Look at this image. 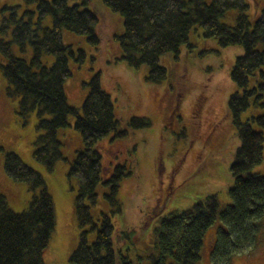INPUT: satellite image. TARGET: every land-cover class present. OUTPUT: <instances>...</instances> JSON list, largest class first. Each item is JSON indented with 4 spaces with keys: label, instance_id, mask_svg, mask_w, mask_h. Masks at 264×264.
<instances>
[{
    "label": "trees",
    "instance_id": "trees-1",
    "mask_svg": "<svg viewBox=\"0 0 264 264\" xmlns=\"http://www.w3.org/2000/svg\"><path fill=\"white\" fill-rule=\"evenodd\" d=\"M23 1L32 8L20 11L19 4L1 8L0 70L7 80L6 94L19 98L17 113L23 122L30 112L36 111L32 150L35 161L51 171L57 161L66 159L62 146L69 138L65 135L62 142L59 130L70 126V117L73 128L81 136L82 146L75 151L67 172L69 183L72 178L77 181L73 208L80 229L69 261L73 264H197L205 235L217 217L225 228L212 240L211 264L226 263L234 253L250 247L264 215V174L253 171L262 159L263 132L254 129L252 123L264 129V115L250 116L246 121L240 115L251 104L264 106V8L251 21L245 0H102L122 19V30L112 37L117 44L115 62L133 69L145 65L147 82L159 83L166 78L167 69L159 63V57L165 53L176 57L181 45L191 47L189 34L195 25L201 28L203 37L215 38L220 47L242 48L230 70L236 89L227 101L240 140L230 165L231 203L221 207L216 194H209L182 211H170L160 217L151 245L140 253L135 247L140 227H122L113 220V215L120 211L116 195L120 182L132 171L127 161L115 160L103 177L105 167L98 145L110 134V139L125 138L128 128H147L151 121L145 116H131L121 127L114 100L102 87L99 71L86 82L88 91L80 107L67 101L69 86H65V81L73 74L70 60L81 62L85 51L81 48L75 51L71 44L65 43L63 32L82 35L92 47L100 44L98 17L88 8L91 0ZM230 9L237 12L232 25L221 21ZM13 45L21 53L30 46V57L16 55ZM45 54L54 57L50 65L43 61ZM3 167L12 180L26 182L32 194L27 208L15 212L0 193V264H45L43 252L56 222L53 196L43 176L15 152H4ZM100 184L106 187L103 195L112 209L109 214L101 212L94 219L91 205L97 202ZM154 207L147 212L149 218L164 209ZM90 232L95 234L92 241L88 240ZM129 252L136 255L137 263L129 257Z\"/></svg>",
    "mask_w": 264,
    "mask_h": 264
},
{
    "label": "rangeland",
    "instance_id": "rangeland-1",
    "mask_svg": "<svg viewBox=\"0 0 264 264\" xmlns=\"http://www.w3.org/2000/svg\"><path fill=\"white\" fill-rule=\"evenodd\" d=\"M245 1L249 4L247 13L252 21L264 8V0ZM74 2L79 0H69V3ZM16 4L20 5V11L32 8L23 0H0V17L3 5ZM88 8L98 17L96 29L101 38L100 44L92 47L82 35L64 30V42L71 44L75 51L79 48L85 51L81 62L73 58L70 60L73 74L65 81V86H69L67 101L80 107L88 91L86 82L99 71L102 87L114 100L121 127L131 116H145L151 121L147 128H128L125 138L110 139V134L98 145L105 167L103 177L109 173L115 160L121 163L127 161L132 171L120 182L116 194L120 211L113 215V220L122 227H140L135 247L142 253L151 245L154 227L160 217L170 211H182L209 194H216L221 207L231 203L229 188L233 177L230 165L240 140L227 101L236 89L230 79V70L242 48L239 45L220 47L215 38L203 37L201 28L195 25L189 34L191 47L187 49L186 45H181L176 57L173 53L161 55L159 63L167 69V76L159 83H150L144 78L147 73L145 65L133 69L114 60L117 44L112 37L122 30L121 16L110 10L102 0H91ZM236 13L235 9L228 10L221 21L234 24ZM47 23L51 24L50 17ZM13 51L27 58L31 54L30 46L25 53H21L13 45ZM43 61L50 65L54 57L45 54ZM6 87L7 80L0 70V146L3 148L0 152V193L5 195L8 206L15 212L26 209L30 201L32 193L26 182L12 180L4 170V152L13 151L43 176L53 196L56 222L43 252L45 264H73L69 255L78 243L80 231L73 210L77 181L72 178L69 183L67 172L75 151L82 146L81 136L73 128V118L70 117V126L59 130L61 141L67 134L69 138L67 142L62 141L66 159H60L53 170L48 171L32 157L36 111L30 112L23 122L17 113L19 98L8 96ZM261 114L264 115V106L251 104L241 113L240 119L246 121L250 116ZM252 126L263 132L262 159L253 171L264 174V129L256 123ZM105 191L106 187L100 184L97 202L91 205L94 219L101 212L109 214L112 209L103 195ZM153 206L164 209L159 215L149 218L147 212ZM142 221L144 226L141 228ZM222 228L225 225L217 217L205 235L197 264H211L212 240ZM94 235L90 232L88 240L92 241ZM129 257L137 263L134 253L129 252ZM214 264H264V215L250 247L234 253L226 263Z\"/></svg>",
    "mask_w": 264,
    "mask_h": 264
}]
</instances>
